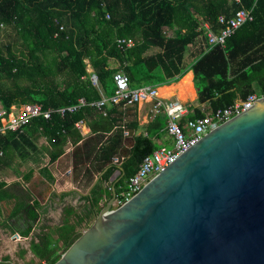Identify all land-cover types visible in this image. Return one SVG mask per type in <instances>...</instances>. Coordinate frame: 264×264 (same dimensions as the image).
Returning a JSON list of instances; mask_svg holds the SVG:
<instances>
[{"label":"trees","instance_id":"obj_1","mask_svg":"<svg viewBox=\"0 0 264 264\" xmlns=\"http://www.w3.org/2000/svg\"><path fill=\"white\" fill-rule=\"evenodd\" d=\"M243 9L253 10L254 21L224 46L211 47L205 25L219 33L224 28L220 17L229 21ZM165 27L174 38L165 36ZM8 30L17 34L15 44L2 43ZM120 40H132L134 46L128 48ZM191 48L194 51L187 59ZM190 71L199 96L190 108V119L203 117L204 107L215 112L253 94L264 96V0H0V105L10 110L38 104L49 110L78 105L80 99L86 102L64 118L37 119L24 133L0 134L1 177L8 178L9 172L17 176L21 163L30 158L37 162L32 152L37 151L38 133L48 141L50 164L59 161L72 144L75 176L89 187L102 175L91 195L80 197L82 206L65 207L62 226L51 230L43 225L35 232L31 251L39 264L59 262L97 218L104 200L112 198L108 184L115 174L121 170L124 175L113 181L119 194L143 161L160 148L157 139L168 126L165 113L141 125L126 119L131 109L123 105H108L104 114L91 104L115 94L118 73L126 74L130 87L137 89L177 83ZM92 75L97 76L98 86ZM145 105L151 112L154 102ZM80 121L90 129V136L76 128ZM129 139L134 142L131 148H127ZM116 158H123L120 166L114 163ZM40 173L55 183L48 167ZM33 176L30 170L25 181ZM3 178L0 218L6 220H0V225L10 229L12 220L27 224L22 234L29 237L46 210L19 185L9 187ZM78 196L64 194L61 202Z\"/></svg>","mask_w":264,"mask_h":264},{"label":"water","instance_id":"obj_2","mask_svg":"<svg viewBox=\"0 0 264 264\" xmlns=\"http://www.w3.org/2000/svg\"><path fill=\"white\" fill-rule=\"evenodd\" d=\"M123 176L115 174L112 199L56 264H264V99L113 211V181ZM101 177L73 191L88 197Z\"/></svg>","mask_w":264,"mask_h":264},{"label":"built area","instance_id":"obj_3","mask_svg":"<svg viewBox=\"0 0 264 264\" xmlns=\"http://www.w3.org/2000/svg\"><path fill=\"white\" fill-rule=\"evenodd\" d=\"M253 21V10L243 9L229 21L224 17H220L219 24L224 28L219 33L214 32L206 24L205 28L209 45L211 47L224 46L228 38L233 36L244 25ZM119 44L126 45L128 48L134 46L132 40H120ZM91 79L93 84L98 86L97 76L93 75ZM114 81L116 84L115 94L110 98L103 97L101 101L92 103L91 105L105 114V108L108 105H123L124 108H133L137 105L153 101L154 106L151 110V116L155 117L160 113L167 115L168 126L166 132L172 138L174 144L172 147L161 145L156 152L143 161L137 173L126 182L125 186L121 188L120 193L117 194L113 204V211L123 207L139 195L153 178L161 174L170 164L209 133L236 116L252 109L261 99H264L263 95L253 94L247 100L238 101L234 106L225 110L214 112L209 107H204V116L193 120L189 118L191 111L187 108L186 104L176 98H162L158 87L144 86L132 89L130 87V80L124 73L116 74ZM85 105L86 102L83 99H80L78 105L75 106L49 110H45L43 106L38 104L12 106L10 110L0 105V134H6L7 132L24 133V130L37 119L51 121L54 116L64 118L68 114H75ZM84 125L85 123L80 121L76 124V128L82 130ZM128 135L129 133H126V136ZM118 160L119 158L114 159V163L117 164ZM15 240L22 239L20 236H17Z\"/></svg>","mask_w":264,"mask_h":264},{"label":"crops","instance_id":"obj_4","mask_svg":"<svg viewBox=\"0 0 264 264\" xmlns=\"http://www.w3.org/2000/svg\"><path fill=\"white\" fill-rule=\"evenodd\" d=\"M165 36L168 38H174V33L167 27L163 29ZM189 58L188 52L186 55ZM112 67L116 65L114 61L111 62ZM90 67V66H89ZM89 73L93 74V70H88ZM93 76V75H92ZM144 87V86H143ZM142 88V87H140ZM158 90L162 93L165 99L176 98L181 100L186 104L187 108H191L192 105L196 104L198 101V92L195 87V76L193 71H190L185 77H183L179 82L170 85H164L159 87ZM108 98V97H106ZM122 110L124 108H121ZM127 120H138L141 125L148 124L151 118V112L147 105L141 104L136 109L129 108ZM203 111V108H202ZM84 136H90V129L84 125L81 130ZM35 144L37 145V151L34 155L37 162L30 158L27 162L21 163V169L17 176L14 175L13 179L8 182V186L12 187L19 185V189L25 192L27 195L33 197L34 200L38 201L46 210V214L40 218L37 225L34 226V230L29 237H24L22 232L28 228L26 225H18L16 221H10V229H5L0 225V264H39L40 260L35 257L31 251V242L38 232L39 228L43 225L48 226L51 230L63 225L64 219V209L67 205H73L79 208L83 205L80 202V194L73 191V188L79 189L81 191L87 192L90 188L88 187L87 181H81L77 178L73 172V153L75 147L72 144L71 147L67 148L63 157L56 163L50 164V158L46 153V148L48 147V141L46 137L40 135V133L35 136ZM158 145H164L166 147H172L174 141L165 132L162 138L157 139ZM134 145L132 139L127 142V148H131ZM67 146V147H68ZM48 167L55 177V183H50L41 175V169ZM34 170V176L31 181L26 182L25 176ZM97 177L95 178V180ZM93 184V183H92ZM91 184V185H92ZM111 188V187H109ZM61 193V196H58ZM76 193L79 196L76 199L68 198L66 204L61 202V197L64 194ZM113 196V194H112ZM112 198L104 200L102 206L108 204ZM33 200V201H34ZM114 204V203H113ZM1 221H5L6 217H1ZM17 236H20L22 240H15Z\"/></svg>","mask_w":264,"mask_h":264},{"label":"rangeland","instance_id":"obj_5","mask_svg":"<svg viewBox=\"0 0 264 264\" xmlns=\"http://www.w3.org/2000/svg\"><path fill=\"white\" fill-rule=\"evenodd\" d=\"M17 38H18L17 34L13 30H8V31L5 32V35L2 38V43L3 44H7V43L15 44L17 42ZM193 51H194L193 48L189 49L188 50V55L190 56ZM89 69H90V67H89ZM9 173H10V176L8 178L5 179V178L1 177V174H0V178L1 179L2 178L5 179V181L8 180V182L11 181L13 179V177H14V174H13V172H9Z\"/></svg>","mask_w":264,"mask_h":264},{"label":"bare ground","instance_id":"obj_6","mask_svg":"<svg viewBox=\"0 0 264 264\" xmlns=\"http://www.w3.org/2000/svg\"><path fill=\"white\" fill-rule=\"evenodd\" d=\"M159 94H160L161 97H163V95H162V93L160 91H159Z\"/></svg>","mask_w":264,"mask_h":264}]
</instances>
